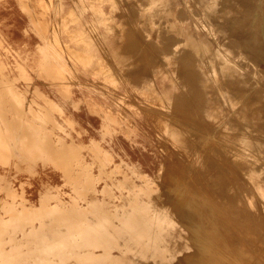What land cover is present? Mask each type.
Instances as JSON below:
<instances>
[{"label":"bare ground","instance_id":"bare-ground-1","mask_svg":"<svg viewBox=\"0 0 264 264\" xmlns=\"http://www.w3.org/2000/svg\"><path fill=\"white\" fill-rule=\"evenodd\" d=\"M28 1L30 2V0ZM216 1L221 3V1L223 0H216ZM47 5L44 6L50 7V5L48 6ZM54 5L52 6V8L54 7ZM250 5H252V3ZM73 7H69V8H73ZM136 7H137V2H136ZM162 8H164V6ZM81 9H83V7ZM85 9H83V11ZM93 9H95L94 6ZM133 9L131 10V12L133 11ZM152 9L153 8H150L151 11ZM27 10L30 11L29 8ZM40 10L42 11V9ZM162 11H158L159 16L161 17L164 15V13L167 12L166 10L164 12ZM40 12L38 14H40ZM33 13L34 12L32 11V14ZM94 13L96 12L94 11ZM36 15L37 14L35 13L34 16L36 17ZM29 16H31V11ZM34 16L33 17L31 16L32 17L31 20L34 18ZM51 16H53V14ZM137 17L138 16H136V18ZM61 18L56 19L53 22L51 21L52 26L50 25V27L53 28L52 29L50 28V30H52L53 36H55V38L58 39V42L61 45V40H62L61 37L63 36V34L65 35L66 32L70 33L69 31H66V29L68 25H71L73 26V30H72L73 33L76 34L78 33L77 34L78 36L79 33H81L83 35V38L88 37L86 43L80 44V46H78L81 48V51L77 47H73L70 49L71 51H76L77 53H79L78 55H82V58L87 61L86 63H89L93 57H89L88 53L92 50V48L96 46L95 44L96 40L91 39L90 36L92 35L90 34L95 33L98 38V35L101 34V32L99 31V27L94 28L93 27L94 24H92L89 30H83L82 27L83 24L85 25V23H82L84 21L80 20L82 19V16L81 18L77 17L75 21L70 19L69 22L64 21ZM42 19H41V23L44 22ZM147 19L149 18L147 17ZM36 20H38L39 22V18H37ZM47 20L45 18V21ZM35 21H33V23ZM100 21L105 23V21H103L102 19ZM112 22H111L112 25H109L110 23L108 24L109 30L107 31L115 29L116 25L114 20ZM53 23L55 26L53 25ZM130 23L131 22H128L129 26ZM34 24L36 25V23ZM79 24L81 25L80 27H78ZM223 24L224 23H222V25ZM178 25H182V24L180 23ZM43 26L45 25H42L40 27ZM45 27H43V30H45ZM202 27L207 30L206 32H208L207 33L208 36L214 40L215 44L219 48L217 52L221 56H218L216 52L215 53L209 52V50H207L204 41L195 38V36L194 37L191 36L187 32L188 28L186 26L187 29L185 27L183 29L184 38H185L184 44L192 47L193 54L200 59L199 65H202V63H204L206 57L211 59L212 61L213 60L216 61L217 63H223L222 60H225L226 64L223 65V68L225 71H227L228 74L231 75L232 78H236V79L245 78V81L253 84L255 90L258 93H261L262 96L264 97V72L256 68V64L254 61L255 57H252L254 55L256 56L264 55V43L262 44L258 41L253 40L257 36H247L246 37L247 41L245 45L251 47L255 51H254V55H250V52L243 53L241 51V55H242L241 57H243L245 61L242 62L240 58L233 57L232 55L229 54L228 51H225L222 48L224 44L218 40L216 33L217 31H219V33L221 32V34L223 33L221 30L216 29V24H214L212 18L211 19L206 18L205 24ZM37 28L39 29L38 26ZM131 29H133L132 26ZM63 30H65L66 32ZM251 31L253 30L251 29ZM102 34H104V32ZM125 34H128V32L127 33L125 32ZM135 34H137V32L134 31V36H136ZM143 34L145 35V33ZM143 34L140 35L139 37L140 40L142 38L141 36H144ZM127 36L125 38L126 40H127ZM137 36H139V33L137 34ZM157 36L159 37V35ZM104 37L108 38L105 35ZM144 37L142 39H145ZM51 39L50 37L48 38L49 41ZM76 40L78 41V39ZM137 41L136 44H139V41L138 42ZM149 42L147 43L146 41L147 45L150 44ZM54 43L55 45H59V43L57 44L56 41H54L52 44L54 45ZM143 43L145 42H142V44ZM154 43L155 42H153V44ZM44 44L43 45L39 44V45L42 46L43 48ZM142 44L141 45L139 44L137 46L138 47L143 46ZM157 45L158 44L156 42L155 46ZM167 45L168 44H166L165 46ZM46 46L49 47V45ZM63 46L64 45H62L61 47L62 49ZM115 46H118V44ZM176 46L177 45H175V47ZM54 47H58V46H54ZM54 47H50V48H54ZM66 47L67 46L65 44V48ZM129 47L127 44V49ZM151 47L153 46L150 45L149 47L150 49L148 50L147 48V51L150 52L156 49V48L152 49ZM163 47L164 45L162 46V48ZM167 47L171 49V47L169 46ZM102 48L100 50H103ZM122 48L123 47H121V49ZM133 48L136 47L134 46ZM141 48L139 49L137 48L136 50L138 52L146 50V49L140 50ZM44 49L45 48H43V50ZM136 50L134 49L135 52ZM42 51L39 50V52L41 53ZM45 51H43V53L45 54V56H48L46 53L49 52H45ZM64 51L63 53H65ZM134 51L131 50L130 52H134ZM160 51L161 49L159 47V52ZM118 52L119 51L117 49L113 51L115 61L118 62L117 64L123 61L122 62L123 66L120 65V68L115 70V71L118 70L117 72L111 70V68L108 66L109 61H107L108 67L102 66L103 69H100L98 67V70L99 69L101 71L103 70V72L101 73H103V76L105 78L107 77V79L109 78L110 80H115V82L123 80L127 82L128 85L129 74H132L137 68L139 69L140 66L138 67L137 63H130L129 61H126V63L129 64V66L127 65L128 66L127 67L124 63L125 56L123 59L122 56L120 57L119 55H117ZM159 52L156 54L159 55ZM170 52H172V50ZM161 53L163 52L161 51ZM49 54H52V52H50ZM57 54L62 55L59 52ZM137 54L138 53H135L133 55V58ZM144 54L145 53L143 52L142 55L144 56ZM113 55H111V57ZM139 55H141V52L139 53ZM149 55L152 56L151 53ZM69 56L71 55L69 54ZM73 56L77 58L76 55ZM164 56H165V52H164ZM172 56L175 57V55ZM111 57L110 59H112ZM145 57L147 58V56ZM43 58H44L42 62L43 67L41 66L43 69L41 68L40 70L42 71L44 70L43 74L47 75L51 72V71L49 72L48 66L51 65L50 62L53 57L52 58L43 57ZM50 58L51 60L50 62H48L50 64L47 66L46 61H49ZM162 58L163 56L161 57V59ZM148 59L150 61L151 58ZM66 60H68V58ZM173 60H177V59L173 58ZM142 61H144V59ZM155 61L158 62V60ZM39 62H41V59ZM62 62L63 61H61V63ZM117 64L115 66H117ZM249 64H254V69H251L252 67H250ZM54 65L52 66L54 67ZM65 65L67 68L68 64ZM7 66L8 65L4 62L2 57H0V192L3 194L2 196H0V264H264V113L262 111L264 108H260V106L258 107L257 104L258 100L255 96V91H253L254 87L247 88L248 90L246 89L247 97L246 99L243 98V100H245L244 112L241 113L239 111L235 116L231 117L230 128L229 125H227L229 128L228 137H226L227 139H225V136L227 135L224 134H223L224 137H221L218 134H217L218 137L213 135L209 136V137L213 136V138L217 137L218 139L216 138L215 140L216 142L218 141L220 143L218 144L221 146H219L218 144H217L218 147L217 145L214 146L215 141L213 140L214 142L213 143L211 142L213 146L209 148L206 147V151L204 150L205 152H203L205 154H200L199 149H201V147L198 146V142L200 141L199 138L202 137L200 136L199 138L196 137V134L198 132L194 128H190L189 125H187L188 123L186 124L185 121L181 124L183 120L182 118L183 116H181L182 120L179 116L181 120L180 121L176 114L173 115L172 112L176 111L175 108V110L173 109L174 111H172L171 113L173 117L175 116V118L176 117L178 118L180 125L177 124V121H174L172 119L173 117L172 118L165 117L166 119L159 121V128L161 127L162 129L161 133H163L165 137L168 139L167 141L169 147L166 150H165L166 147H164V151H167L165 153L168 154V156H171L173 155L172 151H179L178 155L180 156L179 157L180 160H178V162L176 163L177 161L176 159V161L172 165L169 162L170 164L168 166L161 161H156V162L151 161L149 163L147 162L146 165H142L137 161H126L123 159L115 162L113 159L115 157V153L104 148L101 142H99V140H96L95 138L91 137L90 141L88 142L84 141V139L81 138V134H82L81 129L78 130L76 128L78 123L74 121L72 118L66 116L64 112L65 109L63 103L60 100L49 98L44 93V91L38 88H33V89L29 88L28 86L29 83L27 82H29L31 78L30 75L27 73L28 71H25V67L23 68L20 64H18L19 73L15 77H11L7 75L8 74L6 71L8 69ZM134 66H137L136 69L134 68ZM50 67L49 69L53 68ZM56 67L57 70L53 68L55 71L54 70L52 71L55 72L56 75H54V73L52 72L51 73L53 74V77H55L54 79H60L62 76L61 70L58 72L59 67L58 66ZM61 67L59 69H61ZM181 67L183 69L182 64ZM44 68H47L49 73H46ZM63 68L62 70H64ZM164 69H165L164 67H161V69L160 67L156 68L157 71H163ZM156 70L155 72H157ZM185 70L186 69H184V72H186ZM172 73L173 72L164 74V76L168 77V82L166 83H169L167 84L168 86L166 89L160 87L158 88L156 87L157 86L156 84H155L156 86L151 84L150 88H148V90L146 91H149V89H151V91L154 92L155 96H162L160 97V99L164 98V101L166 99L168 100L169 97L171 99V95L175 91H177L175 93H179V91L184 89L181 88V90L179 89V91L175 89L176 83L174 82V80L176 76L175 73L174 74ZM52 74L49 75V77H52ZM37 75L39 74L37 73ZM198 75L199 74L197 75L194 74L193 77H197ZM177 76L181 77V75L180 76L177 75ZM182 76L185 75L183 74ZM186 77H188V75ZM214 77L217 78L218 75L215 73ZM181 78L183 79V77ZM198 78L199 76L196 79L198 80ZM188 79L189 78H187V80ZM200 79H202V77H200ZM18 80H21L22 84L24 85L17 86ZM191 81L192 80H189V82ZM194 81H193V85H197L196 82ZM67 82L68 81L64 83ZM189 82L186 81V83ZM144 84L145 83H143V85ZM190 84H188V86H190ZM180 87H182V85H180ZM65 89L64 92L67 93L68 88L66 90ZM127 90L129 89L127 88ZM195 91H197V89ZM102 92L104 91L102 90ZM206 92L207 91H204V94ZM70 93L71 92H69L68 95ZM130 93L129 94L127 93L128 96L130 95ZM141 93L143 94L142 91ZM190 93L192 92L190 91ZM211 93L213 94V92ZM134 94H136V92ZM204 94L203 97H207L206 96L207 94L206 95ZM218 94L219 95L221 94L222 96L224 94V90L223 91L218 90ZM175 95H179V94H175ZM195 96L198 97L197 93ZM196 97L193 96V98L195 99ZM185 98L186 97L184 95V99ZM190 98H192V96ZM120 99L122 100V98ZM184 99L183 101L186 100ZM195 99L193 100L196 104L202 98L199 99L197 102ZM205 99L202 100L206 101ZM261 99L264 101V98ZM227 100L228 99H226L225 101ZM177 101L179 102V100ZM236 102L237 100L235 101V103ZM178 104H172L174 105L173 108L175 106L177 107ZM180 104H183V102ZM180 104L178 106L182 107ZM200 104L203 105L202 101L201 103H198L199 106ZM74 105L77 106L76 103ZM137 105L140 106L139 104ZM170 105L171 104H169V106ZM186 105H184L183 107L184 109L186 108ZM207 105L209 104L207 103ZM217 105L219 106V104ZM160 106L162 107V105H159V107L157 106L156 109L157 111L158 108H160ZM228 106L229 104L227 105V107ZM148 107L150 108V106ZM193 107L195 108V106H192V108ZM212 107H215L214 104L211 105V108ZM244 107L242 109H244ZM100 109L102 108L100 107ZM164 109L166 108H163L162 109L163 111L159 110V112L160 111L165 113L168 112L167 109L166 110ZM218 109L214 111L216 112L218 111ZM156 110L154 111L156 112ZM170 110H172V108L169 109V111ZM178 110L180 109H177V112ZM192 110L190 109L191 112ZM196 110L194 109L195 112H197ZM248 110H250L249 113ZM184 111H182V113ZM105 113L106 112H104V114ZM210 113L211 115L213 114L212 112ZM160 114H159V118H160ZM197 114L198 115L200 114V117L204 116L203 114L201 115V112ZM189 115L186 114V117L184 118H188L187 116ZM214 115L212 116L213 117L219 116L218 113ZM162 116H164V114ZM107 117H109V115ZM117 117L118 119L120 118L119 116ZM235 118H239L241 122L236 121ZM155 119H158V117ZM193 119L195 118L193 117ZM111 120L113 119L111 118ZM198 120H200L201 122V119ZM217 120L218 118H216L215 122ZM197 121H195V123ZM225 121H228V119H226ZM121 122L123 121L121 120ZM189 123L190 125L191 123L194 124V122H189ZM205 124H207V120ZM212 124H216V123L211 122V125ZM197 125L198 124H194L193 126H197ZM202 125L204 126V124ZM211 127L209 129H211ZM197 128L199 129L200 127ZM101 131H102L101 140L105 141L107 139L106 135L107 134L109 135V133H107L105 128L103 130L101 129ZM207 131L209 132V130ZM218 131L219 130H217L216 132L218 133ZM205 132L206 131H204V135ZM212 132L210 131V133ZM224 132L222 130V133ZM128 134L130 135V133ZM201 136H203V134ZM213 138H211V141ZM169 142L171 143V145L169 144ZM172 145L175 148L172 147ZM207 149H209L210 151L207 152ZM164 156L166 157V155ZM199 157H202L200 159L204 160L203 163L195 161L196 158ZM166 158L168 159V157ZM201 166H203V168ZM211 168H213L212 172L216 173L214 177L218 179V186L220 185L219 188L220 191H217L216 189H215L216 191L210 190L209 188L205 187V184L203 185V183L200 180L201 178L199 174L200 169H202V171L203 170L209 171V169ZM42 169L44 170L46 175L47 172H58L60 174L61 184L53 185L51 183H48V181L43 180L39 187V196L37 201L35 202L31 201L24 192L22 186L26 182H21V190L14 188V186L12 185L13 179L20 178L22 177V175L27 178H34L35 176L39 175L38 173L42 172ZM63 186L68 187V191H66V194L68 195L67 198L63 197Z\"/></svg>","mask_w":264,"mask_h":264},{"label":"rangeland","instance_id":"rangeland-1","mask_svg":"<svg viewBox=\"0 0 264 264\" xmlns=\"http://www.w3.org/2000/svg\"><path fill=\"white\" fill-rule=\"evenodd\" d=\"M51 1L52 0H40V1L38 0V3H40L39 4L40 7L37 6V12H40L41 11L40 9H42V11L39 14V18H41V19L43 18L42 20L44 22H42V23L45 24V26H46L45 27V30L46 31L43 30V27H42V32H40L38 30V32H39L38 33V37L37 38H34L31 41L30 40L27 41L23 37H21V38H15L14 36L11 37L13 39H11V40H9L7 42H5V41L2 42L1 39H0V50L1 49H4V51H6V50L8 51L7 48H8L9 42L12 41V40L14 41V39H15L16 42L18 44H20V45H24L26 43H30L33 48L36 47L35 53L31 57L32 60L39 61L41 59V61H43V59H44L43 57L48 58V56H45V54L43 53V51L46 50V48L43 50V48L45 47V45H44L43 48L40 45H43L45 43L44 40H48L49 37H50V39L52 38L50 41L48 40V43L51 42V45H52V43L54 41H56L57 44L59 43L58 42V39H56L55 36H53L52 30H50V28L52 29L53 27H50V25L52 24L51 21L53 22L54 20L61 18L60 14H59V13H61V6H56V4L58 3L57 0H53L54 2L53 1L51 2ZM208 1L209 2L211 1V2L209 3ZM46 2L48 3V5H50V7L47 5ZM68 2H69L68 5H70V7H73L74 6V3L75 4H82V3H86L87 4V6L83 7V9L86 8L85 9L86 11L84 10L85 12L84 11L82 12V19H80V20L84 21L82 23H85V24L88 23V25L91 27L92 24H93V22L95 21V20H93L94 17H95V14H98V10H100V9L98 7L97 8L94 7L95 9H93V5L87 3V0H68ZM136 2H137V7H136ZM54 3H55V5H54ZM133 3H135V4H133ZM165 3H167V4H165ZM248 3H249V5H248ZM251 3H252V5H250ZM107 4H109V5L108 6H105L104 10L105 11L106 10L109 11V12H107V16H109L110 14L113 15L111 18L115 21V25H116L115 26V31H113L111 33V35H110V37H111L110 40H111V42H112L113 45L114 44L115 45L118 44V46H115L114 45L115 46V50L117 49L119 51L117 53V55H119L120 57L122 56L123 59H124V56H125L124 63H125L126 66L127 65L129 66V64L126 63V61H129L130 63H137L138 67L140 66L139 69L138 68L136 69L137 66H134V68L136 70L132 74H129V79H128L129 84L128 85H127V82L121 80V81L115 82V85L114 84H110V83H106V82H102V83H106V84L100 87L101 90L99 89V87L98 88H93V87L86 88L85 86H83L84 85V82H86L87 80H89L91 78L93 80L96 79V78L97 79H103V76H101V74L98 73L97 70H94L91 67H89L90 65H85V64H83L84 62L82 63L80 60H79V62H72L70 58L72 57V59H75V56H73V55H76V54H73V52H71L70 50H66V48H63L65 50L64 51L61 48L60 43H59V45H55V43H54L53 47L54 46H58V47H54V48L55 49L57 48L58 50L57 49L56 50L59 53H61L62 55H58L57 54L58 52L54 48H50L52 46H49V50L48 51L47 50L45 51V52H49V53L52 52V55L54 56V59H53V61L51 60V63L53 62L52 64L53 65L55 64V66L61 67V66L64 65L63 67H66L65 64H68L67 67H71V66L78 65V66H81V67L82 66L83 67H88L90 69V70H80V69H78L76 67H74V68L72 67V68H68L67 70L61 71V74L65 72L64 79H66L67 81H70L69 88L68 89L66 88L67 91H68V93L69 92L73 93V91L75 92V95L72 96V100H71L72 102L73 101L74 102H81V103H83V105L85 104V105H88V106H89V104L91 106H93V104L94 105H97V106L100 105V107L102 108V110L104 109L102 113L100 112L103 115V120L101 118V116H102L101 115L100 116L101 119L98 118V121H97V123H95V126H96V128H98L99 126H101V124H103V127L106 129L107 133H109V135L108 134L106 135L107 142H106V140L105 141L104 140H101V136L98 135V133H96V131L92 127H90L84 121V118L82 117V114L83 113H81L79 115L78 113H80V112L75 111V110H78L76 108H73L74 109V112L72 111L73 110L71 108L72 107V102H66V101L63 102L62 101L63 98L61 97V95H58L57 97L56 96L51 97L49 95V98H52V99L54 98V99L60 100L63 103L64 109H65L64 112H65L66 116H68L69 118H72L74 121H76L78 123V125L76 126V128L78 130L81 129V131H82L81 138L82 139H85L86 137H88L89 135H91V137L95 138L96 140H99V142H101V144H102V146L104 148H106V149H108V150H110V151H112V152L115 153V157L113 158L115 162L123 159V160H126V161H137V162H139L142 165H146L147 162L149 163L151 161H153V162L161 161V162H164L167 166L170 163H171V165L174 164V162L176 161V159H177L176 163L178 162V160H180L179 159L180 156L178 155L179 154V151H172L173 155H171V156H168V154L165 153L167 151H164V147H166L165 150L169 147L168 141H167L168 139L165 137V135L163 133H161V131H162L161 127L159 128V121L160 120H163V119H166L165 117L172 118L173 117L172 116V113H173V115L176 114L178 118H179V116H180V118H181V116H183L182 117L183 120L181 118V120H182L181 124L185 121L186 124L188 123L187 125H189L190 128H194L198 132L197 133L198 136L196 134V137H198V138H199V136L202 137V138H199L200 141L198 142V146L201 147V149H199L200 154H205L203 152L206 151V147L209 148V147L213 146L212 143L214 141H215L214 142V146H216L219 143L218 141L216 142V140H215L218 137L217 134L220 135L221 137H224V135H227V136H225V139H227L226 137H228V132H229V128H230L231 117L232 116H235L239 111L241 113L244 112V110H245V107H244L245 106L244 105L245 100H243V98L246 99V97H247V90H248L247 88H253L254 86H253V84L246 82L245 81V78L244 79H242V78L241 79L232 78L231 75L228 74L227 71H225L224 68H223V65L226 64L225 60H222L223 63H217L216 61H214V60L212 61L211 59H209V58L206 57V60H204V63H202V65H199L200 59L193 54L192 47L189 46V45H185L184 44V39L185 38H184V30L183 29H184V27L186 28V26H187V28H188V29L186 28L187 29V32L191 36H193V37L195 36V38H198V39L203 40L204 43H205V45H206V47H207V50H209V52H214V53L216 52L218 54V56H221L217 52V50H219V48L215 44L214 40L211 39L208 36V34H207L208 32H206L207 30L202 27L205 24V19L206 18H210V19L212 18V20L214 21V24H216V29L217 30H221L222 33H223V34H221V32L219 33V31H217V33H216V36H217L218 40L221 43L224 44V46L222 48L225 51H228L229 54L232 55L233 57L240 58L242 62H245L244 61V58L241 57L242 56L241 55V51L243 53H246V52L249 53L250 52V55H254V51H255L251 47L245 45L246 44V41H247L246 37L247 36H257L253 40L258 41V42H260L262 44L264 43V0H223V1H221V3H219L216 0H205V1L204 0H169V2H168V0H115V6L110 5V2H107ZM216 4H218V5H216ZM44 5H47L51 9H49L48 7H46ZM53 5H54V7L52 8ZM132 6L134 7V9H133ZM163 6H164V8H162ZM210 6L211 7L213 6V7L211 8ZM47 8L49 10H51V11H49ZM150 8H153L152 11L150 10ZM69 9L71 10L70 14H72L73 11H74V9H76V7L69 8ZM83 9H81V10H83ZM132 9H133V11L131 12ZM148 9H149V11H148ZM93 10L96 13H94ZM114 10H115V13L114 14L113 13H110L111 11L113 12ZM165 10L167 12L164 13V15L162 17L159 16L158 11L164 12ZM43 11H44V13H43ZM211 13H213V14H211ZM52 14H53V16H51ZM129 14L132 16V18H131V16ZM133 15H135V16H133ZM192 15H193V17H192ZM57 16H60V17H57ZM136 16H138V17L136 18ZM146 16L149 19H147ZM77 17H78V15H76V14L73 15L72 14V15H70V18H65L64 21L69 22L70 19L73 20V21H75L77 19ZM45 18H46V20L47 19H49V20L45 21ZM111 18L110 17H107V18H105V20L106 21H108V20L111 21L112 20ZM117 19H118V21H117ZM132 19H134V20H132ZM150 19H152V20H150ZM86 20H87V22H86ZM89 20H90V23H89ZM176 20H177L178 23L176 22ZM147 21H149L150 24ZM128 22H131L130 23V26L128 25ZM46 23H47V25H46ZM180 23L182 25H178ZM222 23H224V24L222 25ZM18 25H20V24H18ZM53 25H54V23H53ZM176 25H178V26H176ZM131 26H132L133 29H131ZM182 26H183V28H182ZM218 26H221V27H218ZM137 28L139 30H141V29L142 30L139 31ZM251 29L253 31H251ZM133 30L135 32H137V34L139 33V36H137V34H135L136 36H134V31ZM125 32L126 33L128 32V34H130V35L125 34ZM142 32L145 33V35ZM227 33H229V34H227ZM0 34H1V32H0ZM141 34H143L145 36V37L144 36H141L142 38L144 37L146 39V37H147V39H149V40L146 39L147 43L150 41L149 42L150 43L149 45H147L145 39H142V38H141V40L139 39V37H140ZM157 35H159V37ZM43 36H45V37L47 36V37L46 38H42ZM92 36H93V33H92ZM126 36H127V40L130 38L128 41L125 39ZM205 37H206V39H205ZM208 37H209V39H208ZM84 39L85 38H83V37L81 38L82 41H84ZM137 39H138L140 45L142 44V42H145L142 45L143 46L146 45V46H144V47L143 46H139L138 47L137 45H139V44H136ZM120 40H121L122 43L120 42ZM129 41H130V43H129ZM159 41H160V43H159ZM161 41L162 42L166 41L167 43L166 42L162 43ZM153 42H155V43L153 44ZM156 42L158 44L157 46H155L156 45ZM124 43H126V44H124ZM165 43L168 44L167 46L171 47V49L168 48L167 46H165L166 45ZM127 44H128V47L129 46H132L133 44L134 45L132 47H129L127 49ZM162 44L164 45L163 48H162V46H163ZM150 45L153 46V47H151L152 49L153 48L154 49L156 48V49L153 50V51H150V52L147 51V48H148V50L150 49L149 48ZM175 45H177L178 47L177 46L175 47ZM120 46L123 47L122 48L123 50L121 49ZM134 46L136 48H133ZM158 46L160 47V49H161V51L163 53H161V51L159 52V47ZM39 48H41V49H39ZM59 48H61L62 50L59 49ZM137 48L138 49L141 48L140 50H144V49H146V50L140 51L141 52V55H139L140 52H138L136 50ZM120 49H121V52H120ZM130 49L132 51H134V49H135L136 52L135 51L134 52H130L131 51ZM39 50H41V51L43 50L42 53L39 52ZM171 50H172V52H170ZM63 51L65 53H63ZM107 51H108V49H107ZM100 52H101V54L103 56H105V52L104 51L101 50ZM143 52L145 53L144 56L142 55ZM158 52H159V55L160 56L158 54H156ZM164 52H165V56H164ZM166 52H167V55H166ZM49 53L47 55H50ZM66 53L67 54L69 53L71 56H69V54L67 55ZM135 53H138V54L135 55L134 58H133V55ZM147 53H149V54L151 53L152 56L149 55V54H147ZM154 54H156V55H154ZM138 55H139V57H138ZM172 55H175V57L172 56ZM76 56L79 57L78 55H76ZM145 56H147V58ZM162 56H163V58L161 59ZM0 57H2V59L4 60V62L8 65L7 67H9V65L16 64L14 62L12 64H11V62L8 63L6 61L5 56H3V55H1ZM106 57L109 59L110 58L109 57V54L106 55ZM252 57H255L254 61H255V64H256V68L258 70L264 72V67H263L264 66V55H261V56L254 55ZM67 58H68V60H66ZM148 58H151L152 60L150 59V61H149ZM173 58L174 59L176 58L178 60V62H177V60H173ZM259 58H260V60H259ZM20 59L21 60H25V61L28 60V62L30 61V57H29V59H27V57L21 56ZM143 59H144V61H142ZM155 60H158V62L155 61ZM61 61H63V62L61 63ZM164 61H167V62H164ZM122 62L119 63V64H117L118 62L115 61V65L117 64V66H118V67L115 66L116 67L115 70L118 69V68H120V65L123 66V63ZM60 63H61V65H60ZM181 64L183 66V69L181 67ZM177 65H178V67H177ZM249 65H250V67H252L251 69H254V64H249ZM157 67H160V69H161V67H164L165 69L163 71H157L156 70ZM170 69H171V71H170ZM184 69H186L185 70L186 72H184ZM155 70L157 72H155ZM59 71L60 70H58V72ZM117 71H115V72H117ZM170 72H173L172 74L175 73V76H176L175 77V80H174V82L176 83L175 89L179 91V89L181 90V88H184L181 91H179V93H175V92H177V91H175L171 95V99H173V100H171L170 97H169L168 100L166 99L164 101V98H162L163 100L160 99V97H162V96H155L154 95V92L151 91V89H149V91H146V90H148V88H150V85L151 84H153L154 86L157 85L156 87H158V88L160 87V88H165L166 89L167 86H168L167 84H169V83H166V82H168V77L164 76V74H166V73L168 74ZM7 73H10V71H7ZM53 73H54V75H56L55 72H53ZM182 73L185 76H182L183 75ZM186 73H187L188 77H186L187 76ZM215 73L218 75L217 78L214 77ZM190 74L192 75V78H191V75ZM194 74H196V75L199 74L198 75L199 76L198 80L196 79L198 76L197 77H193ZM177 75H179V76L181 75V77H183L184 81H183V79L181 77H178ZM150 76H152V77H150ZM157 76L160 77V78H158ZM200 77H202V79H200ZM209 77H210V79H209ZM50 78H52V77H50ZM54 78L55 77H53L52 79H54ZM187 78H189V79L187 80ZM52 79H51V81L52 82L54 81L53 83H60V81H61L60 80L61 78L60 79H55L56 81L55 80H52ZM57 80H60V81H57ZM189 80H192V81L189 82ZM176 81H178L179 83L176 82ZM186 81H188L189 83H186ZM193 81L196 82V84L198 86L197 85H193ZM215 82H217V83H215ZM132 83H135V84H132ZM143 83H145V84L143 85ZM190 83H192V84H190ZM122 84H125V85H122ZM178 84L182 85V87H180V85H178ZM188 84H190V86H188ZM193 86H195V87H193ZM202 86H203V88H202ZM188 87L190 89H193V90H190ZM127 88L129 90H127ZM40 89L43 90L46 93L44 87H42ZM106 89L107 90L109 89V90L107 91ZM140 89H142V90H140ZM196 89H197L198 92L199 91H201V92L198 93L197 91H195ZM200 89H202V90H200ZM60 90H61V87L57 88V91H60ZM102 90L104 92H102ZM218 90H222V91L224 90V94L222 96H221V94L219 95L218 94ZM141 91L143 92V94L141 93ZM190 91L193 94L190 93ZM204 91H207V92L204 94ZM253 91H255V96H256V98L258 100V103H257L258 104V107L260 106V108H264V101L261 99V98H264V97L262 96L261 93H258L255 90V87H254V90ZM78 92L80 93V96H78ZM98 92L101 95H99ZM130 92L132 93V95H131ZM135 92H136V94H134ZM195 92L197 93L198 97L195 96L196 95ZM211 92H213V94ZM94 93H96V94H94ZM127 93L128 94L130 93V95L128 96ZM148 93L149 94L151 93V94L149 95ZM200 93H202V94H200ZM145 94H148V95H145ZM175 94H179V95H175ZM203 94L204 95L207 94L206 96L208 97V99H207V97H203ZM118 95H119L120 98H122V100L118 97ZM184 95L186 97L185 98L186 100L184 99ZM182 96H183V98H182ZM191 96H192V98H193V96L196 97V99L193 98V99L196 100V102L199 99H201V98L202 99H205L206 98L205 99L206 101H204V100L201 99L199 102H197L195 104L194 100L192 98H190ZM199 96H202V97H199ZM218 96L220 98H222V99H220ZM177 97L178 98L180 97V98L178 99ZM236 98H238V99H236ZM183 99L185 101H183ZM226 99H228V100L225 101ZM147 100H148V102H147ZM177 100H179V102ZM236 100H237V102L235 103ZM241 100H242V102H241ZM201 101H202V104L203 105L200 104V106H199L198 103H201ZM117 102H119V103H117ZM133 102H135V103H133ZM150 102H151L152 105L150 104ZM182 102H183V104H180ZM155 103H157V104H155ZM178 103L182 107L178 106L179 105ZM207 103L209 105H207ZM242 103H243V105H242ZM137 104H139L140 106H138ZM169 104H171V105L169 106ZM172 104H178V105H177V107L175 106L173 108L174 105H172ZM212 104H214L215 107H212L211 108V105ZM217 104H219V106ZM228 104H229V106L227 107ZM159 105H162V107L160 106L161 109L158 108V111H157L156 109H157V106L159 107ZM184 105H186V108L185 109L183 108ZM232 105L235 108H233ZM124 106L125 107H128V108H125ZM148 106H150V108ZM151 106H152V108H151ZM192 106H195V108L194 107L192 108ZM203 106H206V107H203ZM201 107H203V108H201ZM243 107H244V109H242ZM163 108H166L167 111L169 112V114H168V112H166V113L165 112H162L163 111L162 110ZM171 108H172V110L169 111V109H171ZM175 108H176V111H174ZM206 108H207V111H206ZM166 109H164V110H166ZM177 109H180V110H178V112H177ZM190 109L191 110L193 109L192 112L190 111ZM194 109L195 110L198 109V110H196L197 112H195ZM216 109H218V111L215 112L214 110H216ZM154 110H156L157 113ZM159 110H162V111L159 112ZM230 110H232V111H230ZM241 110H243V111H241ZM129 111H131V112H129ZM172 111H174V112H172ZM182 111H184L183 112L184 114L182 113ZM262 111L264 113V109ZM104 112H106V113L104 114ZM119 112H121V113H119ZM200 112H201V115L202 114L204 115V116H201L202 118L200 117V114L199 115L197 114V113H200ZM210 112L213 113L212 115L218 113L219 116L218 117H213ZM220 112H222V113H220ZM249 112H250V110H248V113ZM107 114L109 115V117H107L108 116ZM123 114H125V115H123ZM159 114H160V118H159ZM163 114H164V116H162ZM186 114L187 115L190 114L189 116H187L188 118H184V117H186ZM206 114H208V115H206ZM115 115L119 116L121 119L120 118L118 119V117L115 116ZM110 116H111V118L113 120L116 119V117H117V119L114 120L115 122L113 120H111ZM226 116H227V118H226ZM106 117L109 118V119H107ZM157 117H158V119H155ZM177 117L175 118V116H174L172 119L174 121H177V124L180 125V123H179L180 118L178 120ZM193 117L196 120L193 119ZM204 117H206V118H204ZM189 118H191V119H189ZM216 118H218V120L215 122ZM184 119H186V120H184ZM198 119H201V122ZM224 119L225 120L228 119V121H225ZM121 120L123 122H121ZM188 120H190V121H188ZM202 120H204V121H202ZM206 120H207V124H205L206 123ZM223 120H224V122H223ZM235 120L241 122V120L239 118H235ZM195 121H197V122L195 123ZM208 121H210V122H208ZM221 121H222V123H221ZM189 122H194V124H198V125L197 126H193L194 124L191 123V125H190ZM211 122L212 123L214 122L216 124H212L211 125ZM217 122L219 123V125H218ZM124 124H126L127 126L124 125ZM202 124H204L205 127ZM223 124H224V127H223ZM119 125H120V127H119ZM199 125H201V126H199ZM227 125H229V128H228ZM209 126L210 127L212 126L211 129H209L210 128ZM103 127H102V130L104 129ZM197 127H200V128L198 129ZM213 127H215V128H213ZM201 129H204V130H201ZM198 130L202 131L203 133L200 132V131H198ZM207 130H209V132ZM217 130H219L218 133L216 132ZM222 130H223V132L224 131H227V132L222 133ZM204 131H206L205 132V135H204ZM210 131L211 132L213 131V132L210 133ZM128 133H130V135ZM200 133H202L203 136H201L202 134H200ZM84 134H88V135L87 136H84ZM210 135L217 136V137H214V138H213V136L209 137ZM127 136H129V137H127ZM157 136H159V137H157ZM160 137H161V139H160ZM204 137H207V138H204ZM211 138H213L212 141H211ZM208 139H210V140H208ZM86 142H88V141H86ZM161 142H163V143H161ZM200 142H201V144H200ZM165 143H166V145H165ZM203 143H204V145H203ZM169 144L171 145L170 142H169ZM218 145H217V147H218ZM219 146H221V145H219ZM172 147H174V146L172 145ZM208 151H210V150L207 149V152ZM164 155H166V157H168V159ZM200 158H202V157L196 158L195 161L203 163L204 160L203 159H200ZM201 167L203 168V166H201ZM212 170H213V168L209 169V171H207V170L206 171L205 170L202 171V169H200V171H199V174L201 176L200 180L203 183V185L205 184V187L209 188L210 190H213L214 191L216 189L217 191H220V189H219L220 188V185L218 186V179H216L214 177V175H216V173L212 172ZM38 174L39 175L38 176H35L34 178H27V177H25V176L22 175V177L15 178L12 181V185L14 186V188H16L18 190H21V182H26L22 186L23 187V190L26 193L27 197L31 201H34V202L37 201V199H38V196H39V187H40V184L42 183L43 180H46V181H48V183H51L53 185L61 184L60 174L58 172H47V175H46L45 172H44V170L42 169V172L41 173H38ZM202 177H204V178H202ZM212 178H213L214 181L212 180ZM204 179H206V180H204ZM212 183L215 184V185H213ZM66 191H68V187L67 186H63V197L64 198H67V196H68L66 194ZM2 195L3 194L0 192V196H2Z\"/></svg>","mask_w":264,"mask_h":264},{"label":"crops","instance_id":"crops-1","mask_svg":"<svg viewBox=\"0 0 264 264\" xmlns=\"http://www.w3.org/2000/svg\"><path fill=\"white\" fill-rule=\"evenodd\" d=\"M57 1H60V2H58L59 3V5L58 4H56V6H61V13H59L60 14V16L62 17L63 15L65 16H63L62 17V19L64 20V18H69L70 17V15H72L73 13L74 14H76V15H78V17H81L82 16V12H83V10H81L80 8V6H82V7H85L86 6V3H82V4H75L74 3V7H77L78 9H74V11H73V13L72 14H70L69 12H71V10L69 9V7H70V5H68V0H57ZM29 1L28 0H0V32H1V34H0V39H1V41L3 42V41H5V42H7V41H9V40H11V39H13V38H11L12 36H14L15 38H21V37H23L24 39H26L27 41L28 40H33L34 38H37L38 37V31H37V26L39 27V31L40 32H42V27H40V26H42V25H45L44 23H41V18H39V12H37V6H39V4L40 3H38V1H36V0H30V2L28 3ZM63 4H62V3ZM107 2H110V5H112V6H115V0H87V3H92V5L94 6V7H98L100 10H98V14L97 15H95L96 17H94V19L93 20H95V18H96V20L93 22V27L95 28V27H99V31L101 32V34L104 32V34H100V35H98V38H97V35L95 34V33H93V37L92 36H90V38L91 39H95L94 41H95V44H96V46L94 47V48H92V50L88 53V55H89V57H93L92 58V60L89 62V63H86L87 61L86 60H84L83 58H82V55H78L79 53H77L76 51H71V49L70 48H73V47H77V48H79L80 49V51H81V48L80 47H78V46H80V44H83V43H86V41H87V39H88V37H84L85 38V40H84V42L81 40V38L83 37V35L81 34V33H79V36L76 34V33H73L72 32V30H73V26H71V25H68V27H67V29H66V31H69L70 33H68V32H66L65 30H63V31H65L66 33H65V35L63 34V36L61 37L62 38V40H61V47H62V45H64L63 46V48H65V44H66V48H68L67 50H70L71 52H74L73 54H76V55H78L79 56V58L77 57V58H75V59H72L71 58V61L72 62H79V60L80 61H82V62H84L83 64H85V65H90L89 67H91L92 69H94V70H97V72L98 73H100L101 74V76H103V73H101V72H103V70L101 71L100 69H103L102 68V66H104V67H106L108 64V62L107 61H109V67L111 68V70H113V71H115V58H114V55H113V51L115 50V46L112 44V42H111V37H110V35H111V33L113 32V31H115V29H112V30H110V31H107V30H109V28H108V24L109 25H112V21H106L105 20V18H107V17H112L113 15H109V16H107V12H109L108 10H104V8H105V6H108L109 4H107ZM29 4V5H28ZM30 4H31V6H30ZM63 5V6H62ZM29 6V7H28ZM32 6H33V8H34V10L36 11H34L33 10V8H32ZM32 9H31V8ZM30 9V11H31V16L33 17L34 15H35V13L37 14L36 15V17L37 18H39V22L41 23V24H39V22H38V20H36L37 18L34 16V18L31 20V16H29V14H30V11H28L27 9ZM70 10V11H69ZM78 10H80V11H78ZM32 11L34 12L33 14H32ZM68 12V13H67ZM79 12V13H78ZM110 13H115V10L112 12H110ZM73 14V15H74ZM81 16H80V15ZM101 16V17H100ZM58 17V16H57ZM99 17V18H98ZM36 18V19H35ZM36 21H35V20ZM103 20V21H105V23L104 22H101L100 20ZM112 19V18H111ZM31 20V21H30ZM113 20V19H112ZM33 21H35L34 23H36V25L33 23ZM112 22V23H111ZM115 22V21H114ZM103 23V24H102ZM107 23V24H106ZM18 24H20V25H18ZM114 24V23H113ZM35 25V26H34ZM81 25L79 24L78 25V27H80ZM89 25H87V24H83V27H82V29L83 30H89L90 29V26L88 27ZM43 27H45V26H43ZM86 27H87V29H86ZM69 29V30H68ZM70 34V35H69ZM94 34H95V37H94ZM76 37H75V36ZM90 35H92V33L90 34ZM104 35L106 36V37H108V38H105L104 37ZM47 37V36H46ZM45 36H43L42 38H46ZM70 37H71V39H70ZM72 37H74V38H72ZM80 38V39H79ZM103 40H102V39ZM74 39V40H73ZM76 39H78V41H77V43H76ZM102 40V41H101ZM26 41V42H27ZM45 41V47L44 48H46L47 46L46 45H49V46H52L50 43H48V40H44ZM80 41V42H79ZM98 41V42H97ZM66 42V43H65ZM68 42V43H67ZM100 42H101V44H100ZM98 43V44H97ZM68 45H69V47H68ZM101 45H102V47H101ZM107 46V47H106ZM53 47V46H52ZM103 49L102 51H104L105 52V55H108L109 54V57H111V55H113V57H111L112 59H108L107 57L105 58V56H103L102 54H101V50L100 49ZM106 48V49H105ZM8 51H4V49H1L0 50V54L1 55H3V56H5V58H6V61L9 63V62H11V64L14 62V63H16V64H13V65H9V67H8V69L6 70V71H10V73H8L7 75L8 76H13V77H15L18 73H19V68H18V64H20L23 68L25 67V71H28L27 73L30 75V81L29 82H27V83H29V88H38V89H40V88H42V87H44L45 88V91H46V95L49 97V95L51 96V97H53V96H58V95H61V97L63 98L62 99V101L64 102V101H66V102H72L71 100H72V96L73 95H75V92L73 91V93H71V95L69 94L68 95V92L67 93H65L64 92V89L63 88H69V86H70V82L68 81L67 83H64V82H66L67 80L66 79H64V76H65V72L64 73H62L63 75H62V77H61V81L63 82H61V83H53L52 81H51V79L52 78H50L49 77V75H51L53 72V70L55 69V70H57V67L54 65V67L52 66L53 64L50 62V60L51 59H49V61H46V64H47V66L51 63V67H53V68H51L50 66H48V70H49V72H48V70H47V68H44L45 69V72L46 73H49V74H47V75H45V74H42L43 72H44V70L42 71V70H40L42 67H43V65H42V62L43 61H41V62H39V61H37V60H32V55H34V53H35V49H36V47H32V45L30 44V43H26V44H24V45H20V44H18L17 42H16V40L14 39V41L12 40V41H10L9 42V44H8ZM47 50H49V47H47L46 48ZM108 49V51H105V50H107ZM113 49V50H112ZM108 53V54H107ZM46 54H48V53H46ZM91 54H93V55H91ZM96 54V55H95ZM111 54V55H110ZM52 54H50V55H48V57H53L52 58V61H53V59H54V56H51ZM21 56H25V57H27V59H29V57H30V61L28 62V60L27 61H25V60H21L20 58H21ZM80 57H81V59H80ZM78 59V60H77ZM99 59V60H98ZM106 59H108V60H106ZM47 60V59H46ZM111 60V61H110ZM48 62H50V63H48ZM111 62V63H110ZM112 62H113V64H114V66H113V64H112ZM41 64V65H40ZM103 64V65H102ZM38 65H39V67H38ZM76 65V64H75ZM29 66H30V69H29ZM42 66V67H41ZM107 66V67H108ZM49 67L52 69H49ZM56 67V68H55ZM74 67H77L78 69H80V70H90L88 67H81V66H78V65H76V66H74ZM73 67V68H74ZM98 67L100 68L99 70H98ZM114 69H113V68ZM37 68H38V70H37ZM60 68V67H59ZM58 68V70H61V71H64V70H67L68 68H72V66L71 67H61V69H59ZM62 68L64 69V70H62ZM43 69V68H42ZM47 70V71H46ZM54 70V71H55ZM42 72V73H41ZM37 73L39 74V75H37ZM48 76V77H47ZM10 77V78H11ZM52 77H53V74H52ZM62 78H63V80H62ZM52 80H55V79H52ZM15 81V80H14ZM51 81V82H50ZM98 81V82H97ZM100 82V83H99ZM102 82H106V83H113L114 85H115V80H110L109 78L107 79V77L105 78L104 76H103V79H89V80H87L86 82H84V85L83 86H85L86 88H90V87H95V88H98V87H101V86H103V85H105L106 83H103L102 84ZM97 83V84H96ZM53 84V85H52ZM66 84H67V86H68V84H69V86L67 87L66 86ZM22 85H24V84H22V82H21V80H18L17 81V86H22ZM38 86V87H36V86ZM65 85V86H64ZM95 85V86H94ZM97 85H99V86H97ZM27 86V85H26ZM59 87H63V88H61V90L60 91H57V88H59ZM63 89V90H62ZM41 90V89H40ZM43 91V90H42ZM62 91H63V93H62ZM94 94H96V93H94ZM63 95V96H62ZM66 95V96H65ZM99 95H101V94H99ZM35 96V95H34ZM65 96V97H64ZM78 96H80V93L78 92ZM65 98L67 99V100H65ZM77 104V106L76 105H74V104ZM78 104H79V106H78ZM74 106V107H73ZM72 109L73 108H76V109H78V110H75V111H77V112H80V113H78L79 115L81 114V113H83L82 114V117L84 118V121L90 126V127H92L95 131H96V133H98V135H100L101 136V129L102 128H100L101 126L103 127V124H101V126H99L98 128H96V126H95V123H97V121H98V118L99 119H101L102 118V120H103V115H102V117L100 118V116H101V113H102V109H100V107L99 106H97V105H94L93 104V106H91L90 104H89V106L88 105H83V103H81V102H73V105H72V107H71ZM97 109H98V111H97ZM102 110V111H101ZM73 112H74V109L72 110ZM101 112V113H100ZM100 128V129H99ZM99 129V130H98ZM95 133V134H96ZM88 134H84V136H87ZM90 137H91V135H89L88 137H86L85 139H84V141H90Z\"/></svg>","mask_w":264,"mask_h":264}]
</instances>
